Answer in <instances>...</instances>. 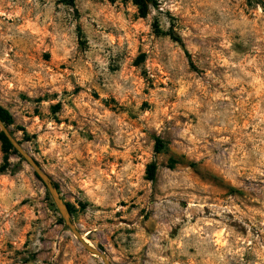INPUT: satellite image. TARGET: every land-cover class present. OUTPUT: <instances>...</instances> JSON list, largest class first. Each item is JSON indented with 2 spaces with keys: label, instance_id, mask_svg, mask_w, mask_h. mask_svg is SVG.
<instances>
[{
  "label": "rangeland",
  "instance_id": "rangeland-1",
  "mask_svg": "<svg viewBox=\"0 0 264 264\" xmlns=\"http://www.w3.org/2000/svg\"><path fill=\"white\" fill-rule=\"evenodd\" d=\"M155 1L0 0L7 127L110 264H264V0ZM0 169V264H104Z\"/></svg>",
  "mask_w": 264,
  "mask_h": 264
},
{
  "label": "water",
  "instance_id": "water-1",
  "mask_svg": "<svg viewBox=\"0 0 264 264\" xmlns=\"http://www.w3.org/2000/svg\"><path fill=\"white\" fill-rule=\"evenodd\" d=\"M0 131L5 135L9 143L12 145L14 151L33 169L34 175L41 181L45 189L48 191L53 203L59 211L62 220L65 223V229L69 230L81 245L93 256H97L104 261V264H110L107 256L99 249L94 248L86 242L72 219L68 204L63 200L60 195L59 189H57L52 181L51 177L42 169L39 163L32 157L23 147V145L14 137L10 129L0 118Z\"/></svg>",
  "mask_w": 264,
  "mask_h": 264
},
{
  "label": "trees",
  "instance_id": "trees-1",
  "mask_svg": "<svg viewBox=\"0 0 264 264\" xmlns=\"http://www.w3.org/2000/svg\"><path fill=\"white\" fill-rule=\"evenodd\" d=\"M110 2H114L115 0H108ZM133 2V4L135 6L138 7V9L140 10V14L145 17L148 15L149 9L151 7H156L157 3L155 0H131ZM62 3H64L65 5L75 9L76 7V3L75 0H62ZM0 118L2 119V121L6 124V126H8V113L0 108ZM0 143H2L3 147H4V151L5 152H10L11 150L14 151L12 145L9 143V141L7 140V138L5 137V135L0 131ZM164 148L163 145V141H161L160 139L157 140L156 142V152L161 151V149ZM15 154H17L16 151H14ZM157 170L158 167L156 164H151L148 166L147 168V177L148 180L151 182H155L157 179ZM4 172V170L0 169V174H2ZM55 187L57 189H59L58 185L56 183H54ZM69 207V205H68ZM70 213H71V208L69 207Z\"/></svg>",
  "mask_w": 264,
  "mask_h": 264
},
{
  "label": "bare ground",
  "instance_id": "bare-ground-1",
  "mask_svg": "<svg viewBox=\"0 0 264 264\" xmlns=\"http://www.w3.org/2000/svg\"><path fill=\"white\" fill-rule=\"evenodd\" d=\"M86 240V239H85ZM86 242H88V240H86Z\"/></svg>",
  "mask_w": 264,
  "mask_h": 264
}]
</instances>
